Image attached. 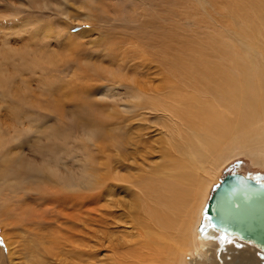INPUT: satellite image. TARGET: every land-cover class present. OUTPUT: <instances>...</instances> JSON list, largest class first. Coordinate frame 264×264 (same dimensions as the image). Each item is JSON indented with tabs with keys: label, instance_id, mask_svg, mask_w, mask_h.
Returning <instances> with one entry per match:
<instances>
[{
	"label": "rangeland",
	"instance_id": "rangeland-1",
	"mask_svg": "<svg viewBox=\"0 0 264 264\" xmlns=\"http://www.w3.org/2000/svg\"><path fill=\"white\" fill-rule=\"evenodd\" d=\"M239 10L243 14L236 17ZM197 15H204L206 23L196 21ZM263 16L264 0H0V50L4 55H8L7 62L0 57V69L4 65L7 67L5 71L0 70V78L2 75L10 82L0 87V135L5 138L4 140L0 136V171L6 166L5 163H11L8 168L13 169L12 172H20L14 173L13 177H18L20 182L29 180L37 183L49 174L46 166L50 163V167L67 174L68 165H81L85 154L82 146L76 142L88 141L93 146L95 141H102L96 137L87 139L83 134L82 122L76 119L84 104L87 105L90 101L106 104L109 109L113 108H105L106 112H113L115 108L123 119L118 124L106 128L113 132L115 138L105 141H124L125 137L132 135L133 141H148L145 148L151 151L154 144L150 142L159 141L161 138V134L155 131L152 124L156 116L150 114L149 110L128 113L129 107L132 106L129 102L131 99L133 101L129 95L136 92L137 88L148 91L158 89L165 82L163 78L167 76L168 70L166 62L168 60L171 62L167 64L172 63L169 49H162L171 42L167 37L173 33L177 37V45L180 43L179 39L202 43V40L208 41L209 37L208 46L212 49V43L219 44L214 38L222 39L221 36L224 35L233 42L241 38L249 45L257 47L258 51L264 43L260 42L264 39ZM246 22L248 24H245ZM218 31H221V34ZM194 42L192 47L197 48ZM240 51V55L245 57L246 48H241ZM255 55L257 56L254 53L252 61L247 58L246 60L254 65L256 63V70L263 71L262 57L258 54L255 58ZM242 64L248 66L246 63ZM256 70L253 69V72L260 74V71ZM135 82L139 84L135 85ZM13 89L18 96L12 93ZM81 99L85 103L81 102ZM11 110L19 111L15 116L16 124L11 118ZM137 134L138 137H143L138 138ZM142 148L136 156H147L145 151L148 149ZM104 154L109 155L110 152L106 150ZM152 156L154 158L151 162L161 161L160 155ZM254 161L256 159L249 156L234 158L213 184L208 200L216 185L229 173H242L264 181V166H256ZM260 161L257 159L256 162ZM0 190L10 191V187H4L0 182ZM105 191L107 192L96 194L92 206L90 203L82 204L76 201L75 204L84 206L76 209L74 202L68 204L70 202L58 201L49 207V202L42 200V203L36 206L30 200V208L34 209L30 219L35 218L30 220V226L11 224L12 226L7 228L10 241H6L5 229L0 225V264H30L31 254L36 256L37 249L48 256L47 264H100L85 255L86 251L81 249L82 246L77 242L82 240L81 237H69L65 232L59 234L61 239L57 242L59 246L63 244L66 248L54 246V253L47 252L48 242L45 238L54 241L55 236L50 237V234L54 233L51 230H43L40 220L51 218V211L54 221L60 216L63 217L65 212V215L84 213L87 217L85 219L92 217L98 221H113L111 218L119 217L120 221L113 225L116 227V236H121L120 232H130L134 215L127 204L128 191L118 190L116 187H107ZM32 193L30 192V196ZM70 205H73V209ZM203 213L205 218V210ZM64 220L63 217L59 222ZM38 223L42 227H39ZM46 225L48 226V223ZM202 226L199 234L203 233ZM82 227L80 230L84 231L85 228ZM9 244L12 246L9 247ZM12 251L14 256L10 255ZM253 252L256 253V250L251 248L249 252L239 253L238 257L242 255L240 264H263L256 257L258 254ZM227 257L232 258L229 255ZM248 257L252 261L245 260L249 259ZM35 262L40 263L38 259ZM218 262L217 260L216 264H220Z\"/></svg>",
	"mask_w": 264,
	"mask_h": 264
},
{
	"label": "bare ground",
	"instance_id": "bare-ground-1",
	"mask_svg": "<svg viewBox=\"0 0 264 264\" xmlns=\"http://www.w3.org/2000/svg\"><path fill=\"white\" fill-rule=\"evenodd\" d=\"M242 14L239 10L236 17ZM195 19L200 23L205 22L206 17L197 15ZM173 35L172 33L167 37L171 42L162 48L169 49L172 58L171 64H167L171 61L166 62L168 70L167 76L163 78L165 82L154 90L137 88L136 92L129 95L133 101L131 99L129 104L132 106L127 109L128 113L149 110L150 114H155V122L152 124L155 131L161 134L160 140L150 142L154 144L151 151L145 148L148 141H133L132 135L125 137L124 141H105L115 138L113 132L106 128L123 120L120 113L115 108L113 112H106L105 108L108 106L96 101L84 104L76 117L84 126L83 134L89 140L96 137L102 141H95L93 146L88 141L76 142L82 146L85 154L81 165H68L67 174L50 167V163L46 166L49 174L37 183L29 180L20 182L18 177H13L14 173L20 172H12L13 169L8 168L11 163H5L6 166L0 171V182L4 187H10V191L0 190V225L5 229L6 241H10L7 228L11 224L30 226V220L35 219H30L34 212L30 208V200L36 206L42 200L49 202V207L58 201L70 202L68 204L74 202L76 209L84 207L79 205L80 202L90 203L92 206L96 194L107 192V187H116L118 190L128 191L127 204L134 215L130 232H120L121 236H116V227L113 225H117L119 217L111 218L113 221H98L92 217L85 219L87 217L84 213L65 215V212V220L59 222L63 217L60 216L54 221L53 212L50 210L51 218L40 220L43 230H51L54 233L50 237L55 236L54 241L45 238L48 242L46 251L52 252L54 246L65 249L66 246H59L57 242L61 239L59 234L65 232L69 237H81L82 240L77 242L86 251L85 255L100 264H216L217 260L220 264H240L242 255L238 257V254L249 252L251 248L256 250L253 254H258L256 257L264 264V251L252 243L244 242L246 249L243 253L234 247L230 248L231 245L221 247V232L208 226L203 216L213 184L234 158L249 156L256 161L261 160L254 161V165L264 166V70H256V63L254 65L246 60L247 58L252 61L254 53L257 56L259 54L264 66V43L263 50L259 47L260 50L257 51V47L249 45L241 38L236 40V45V42L223 35L222 39L214 38L219 44L211 42V49L208 46L209 37L208 41L202 38V43L179 39L180 43L177 45V37ZM262 38L263 36L260 39ZM193 42L198 49L192 47ZM260 42H264V39ZM241 48L247 50L245 57L240 55ZM0 57L7 62V54L4 55L1 51ZM242 63L248 66H243ZM253 69L260 71V74L253 72ZM0 70L5 71L7 67L4 65ZM5 78L1 75L0 87L10 84ZM138 84L135 82V85ZM11 91L15 94V89ZM15 95L18 96L17 93ZM81 102L85 103L82 99ZM18 112L10 111L14 123ZM141 137L143 136L139 135L138 138ZM142 147L148 149L145 151L147 156H136ZM106 150L110 152L109 155L104 154ZM151 154L160 155L158 157L161 161L151 162L154 158ZM30 192H33L31 196ZM76 201L79 203L75 204ZM71 206L73 209V205ZM82 224L84 231L80 230ZM37 225L42 227L39 223ZM202 225L204 230L199 234ZM35 254L36 256L31 254L30 264H36V259L39 264L48 263V256L41 250L37 249ZM103 254L105 255L102 258ZM10 255L14 256V251ZM228 255L233 259L227 257ZM248 258L245 260L250 261V257Z\"/></svg>",
	"mask_w": 264,
	"mask_h": 264
},
{
	"label": "water",
	"instance_id": "water-1",
	"mask_svg": "<svg viewBox=\"0 0 264 264\" xmlns=\"http://www.w3.org/2000/svg\"><path fill=\"white\" fill-rule=\"evenodd\" d=\"M206 211L208 226L226 228L264 251V181L242 173L227 174L214 188Z\"/></svg>",
	"mask_w": 264,
	"mask_h": 264
},
{
	"label": "snow or ice",
	"instance_id": "snow-or-ice-1",
	"mask_svg": "<svg viewBox=\"0 0 264 264\" xmlns=\"http://www.w3.org/2000/svg\"><path fill=\"white\" fill-rule=\"evenodd\" d=\"M208 212L205 213V219H208ZM212 227L216 229L217 231L221 232L219 239L222 242L221 247L225 245H231L234 247L238 252L243 253V251L246 249V244L244 243V237L240 236L237 233H230L228 229L226 228H220L218 225L213 224Z\"/></svg>",
	"mask_w": 264,
	"mask_h": 264
}]
</instances>
